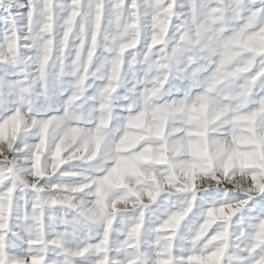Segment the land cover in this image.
Segmentation results:
<instances>
[{
  "label": "clouds",
  "instance_id": "1",
  "mask_svg": "<svg viewBox=\"0 0 264 264\" xmlns=\"http://www.w3.org/2000/svg\"><path fill=\"white\" fill-rule=\"evenodd\" d=\"M0 264H264V0H0Z\"/></svg>",
  "mask_w": 264,
  "mask_h": 264
}]
</instances>
